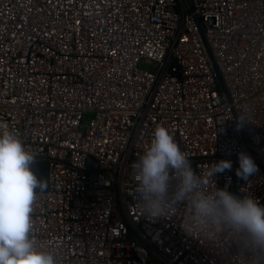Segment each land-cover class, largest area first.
Segmentation results:
<instances>
[{
	"label": "built area",
	"instance_id": "1",
	"mask_svg": "<svg viewBox=\"0 0 264 264\" xmlns=\"http://www.w3.org/2000/svg\"><path fill=\"white\" fill-rule=\"evenodd\" d=\"M190 2L0 0V133L47 163L30 236L57 264H239L184 227L186 205L150 219L137 201L131 165L164 126L206 190L264 206V0ZM220 160L232 170L208 177Z\"/></svg>",
	"mask_w": 264,
	"mask_h": 264
},
{
	"label": "clouds",
	"instance_id": "2",
	"mask_svg": "<svg viewBox=\"0 0 264 264\" xmlns=\"http://www.w3.org/2000/svg\"><path fill=\"white\" fill-rule=\"evenodd\" d=\"M245 122L239 118L237 129ZM35 159L13 131L0 133V264H57L54 254L38 248L30 236L36 190L43 185L32 170ZM238 161L241 179L258 171L247 152H239ZM131 168L145 216L167 218L186 205L185 228L216 242H234L239 264H264V206L251 196H236L227 186L206 190L204 178L166 127H156L150 146ZM231 170L230 160H220L207 176Z\"/></svg>",
	"mask_w": 264,
	"mask_h": 264
},
{
	"label": "water",
	"instance_id": "3",
	"mask_svg": "<svg viewBox=\"0 0 264 264\" xmlns=\"http://www.w3.org/2000/svg\"><path fill=\"white\" fill-rule=\"evenodd\" d=\"M184 2L186 3V5L188 6V9L190 12L193 11V8H192V5L190 3V0H184ZM195 22L197 23V26H198V29H199V33L201 35V38L203 40V43L205 45V48H206V51L209 55V58L212 62V66H213V70H214V74L216 76V80L218 82V85L219 87L221 88V90L223 92H225V89H224V86H223V83H222V80H221V77H220V74L217 70V66L213 60V56H212V53H211V50L206 42V39L204 37V27H203V24H202V21L195 18L194 19ZM169 74L171 75H176L177 73L176 72H173V71H169ZM241 128V127H240ZM241 133L243 134L244 136V140H245V143L246 145L251 149V144L249 142V140L246 138V136L244 135L243 133V130L241 129ZM32 170L34 171V173L36 174L37 178L38 179H41L43 181V185L41 188H38L36 190V192H42V191H45L47 189V163L46 162H35L33 165H32Z\"/></svg>",
	"mask_w": 264,
	"mask_h": 264
}]
</instances>
